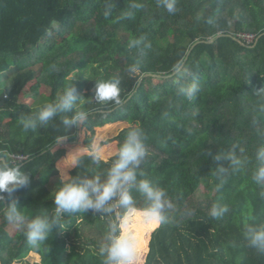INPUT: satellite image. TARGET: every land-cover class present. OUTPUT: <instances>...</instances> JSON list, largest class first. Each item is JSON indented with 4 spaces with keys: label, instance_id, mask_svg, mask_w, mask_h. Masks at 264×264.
<instances>
[{
    "label": "trees",
    "instance_id": "16d2710c",
    "mask_svg": "<svg viewBox=\"0 0 264 264\" xmlns=\"http://www.w3.org/2000/svg\"><path fill=\"white\" fill-rule=\"evenodd\" d=\"M132 3L141 7L124 17ZM159 5L160 0H0V153L13 154L31 178L28 187L3 194V203L18 200L26 219L55 207L61 182L53 185L54 172L68 152L61 143L74 146L80 123L70 130L57 117L25 132L19 117L35 114L65 87L74 83L81 98L76 111L94 121L144 123L150 122L151 102L184 98L179 85L195 82L202 103L185 99L191 112L177 132L160 135L167 149L145 140L147 151L156 154L152 180L176 185L178 192L162 188L173 207L153 233L144 264H264V253L244 237L247 225H264V185L252 179L256 152L264 146V0H176L174 14ZM106 6L111 7L107 18ZM142 35L152 48L133 77L127 67L137 57L128 42ZM177 62L187 69L183 77L172 72ZM146 74L164 77L147 85ZM113 76L121 78V103L96 102L95 80ZM32 83L35 101L29 104ZM131 127L117 136V149ZM151 130L150 125V135ZM233 149L244 161L236 172L223 158ZM115 156L93 162L83 155L71 176L103 175ZM202 187L208 189L205 198L199 196ZM132 195L138 209L147 206L141 193ZM215 202L228 208L219 219L209 214ZM63 218L64 232L54 229L46 245L34 249L22 227L9 224L0 208V264H32L31 254L40 256L41 264H102L99 245L110 218L92 211ZM75 229L79 236L67 255L66 234Z\"/></svg>",
    "mask_w": 264,
    "mask_h": 264
},
{
    "label": "clouds",
    "instance_id": "9594fccd",
    "mask_svg": "<svg viewBox=\"0 0 264 264\" xmlns=\"http://www.w3.org/2000/svg\"><path fill=\"white\" fill-rule=\"evenodd\" d=\"M169 14L177 11L176 0H160V5ZM141 7L138 3L129 5V10L124 17H132L133 11ZM111 14V7L106 6L103 15L107 18ZM122 17V18H124ZM129 49H135L136 60L127 67L130 76L135 77L141 71V61L152 48L147 36H139L128 42ZM172 72L183 77L187 69L181 62H177ZM199 87L195 82L188 85H179V94L188 101L197 98ZM264 92V89L261 90ZM121 78L113 76L109 79L95 80L94 99L98 103H121ZM81 98L78 97L74 83L64 90L50 103H45L35 114L28 113L19 117V124L25 132L34 131L38 127L47 126L55 118L60 117L62 124L67 129L76 128L84 120L85 113L76 111ZM73 113V115H63ZM66 139V138H62ZM146 134L142 127H131L123 143L119 146L115 159L112 160L106 173L103 175H75L62 178L60 186L54 192V205L52 211H45L31 219H26L22 214L19 202L12 199L6 206L3 201L7 193L11 196L17 190L26 188L31 183L30 173L23 169V164L18 162L13 154L0 153V208L6 221L12 225L22 227L27 243L34 249L46 245L53 230L63 233L66 227L65 213H86L92 211L109 217L107 230L103 241L99 245V255L102 264H138L139 253L143 249V242L127 229L134 216L142 218L152 230L167 222L166 210L173 207L166 192L159 187H154L145 177L141 169L148 152L145 144ZM241 151H243L241 149ZM87 154L93 162L100 161V150L95 146L88 149H78L70 153L66 161L71 167L81 165L82 156ZM218 155L216 159H219ZM223 158L230 164L233 172L239 171L244 161L239 158L235 149L223 153ZM257 167L252 176L258 185H264V146L256 152ZM219 172L227 169L219 168ZM133 190L141 193L147 206L138 209L132 195ZM228 208L219 202L212 204L209 214L219 219ZM244 237L248 246L264 253V225H247Z\"/></svg>",
    "mask_w": 264,
    "mask_h": 264
},
{
    "label": "rangeland",
    "instance_id": "374dc122",
    "mask_svg": "<svg viewBox=\"0 0 264 264\" xmlns=\"http://www.w3.org/2000/svg\"><path fill=\"white\" fill-rule=\"evenodd\" d=\"M249 42H252L254 40V37L246 36L245 37ZM145 83L147 85H153L160 81V79L154 75H147L144 76ZM34 83V82H33ZM33 83L28 88V96L25 99V101L29 104H33L35 101V95L31 94L33 92L34 87H31ZM36 89V88H35ZM41 90V89H40ZM35 93V92H33ZM43 94H41L42 96ZM39 98L40 96H36ZM186 98H171L169 96H166L160 100H155L151 102L148 112V120L150 122H120V123H111L107 119H101V120H92L89 116L85 115L84 120L80 122L79 125V131L76 141L73 143L74 146H70L66 143V140L62 142V146L68 150L65 157L60 159L57 162L56 170L54 172V179H53V185L56 186L59 182H61L62 178H69L71 176V172L74 169V167H71V164L69 161H66L65 159L70 153L76 152L78 149H88L90 146H95L100 150V158L108 161L111 157H113L118 149H117V136L121 134L125 129H128L130 126H140L143 128L147 141L154 144L156 147L166 150V147H162L160 145V135L161 133H175L177 132V126L180 125L181 118L187 115L191 112L190 109H187L185 104ZM196 101L201 104L202 99L198 97ZM169 105L172 107L169 108ZM176 111L175 115H172L170 111ZM179 111V112H178ZM150 125L152 126V130L154 131L150 135ZM151 130V131H152ZM148 155L144 161V163L141 165V169L145 173V177L151 183L154 187H161L164 190L176 194L178 192L177 186H173V184L167 185L163 184L161 182H156L152 180V164L154 160L156 159V154L153 152L147 151ZM87 155V154H84ZM53 187V186H52ZM54 188V187H53ZM208 195V189L202 187L199 196L201 198H205ZM77 226V230H78ZM159 228V227H158ZM156 228L155 230H152L149 225L145 224L142 221V218L138 216H134L131 220V222L128 224L127 229L132 232L133 235L137 236L139 240L143 242V249L139 253V262L138 264H144L146 261L147 254L149 252V245L151 242V238L153 233L158 230ZM74 230L70 234H66V238L68 239V246L66 247L65 253L67 255H70L71 252H74V246L70 244L74 239H78L79 233L77 230ZM73 250V251H72ZM28 260L32 264H41V258L40 256L36 254H31L28 258ZM71 264H77V263H71Z\"/></svg>",
    "mask_w": 264,
    "mask_h": 264
},
{
    "label": "water",
    "instance_id": "95a60500",
    "mask_svg": "<svg viewBox=\"0 0 264 264\" xmlns=\"http://www.w3.org/2000/svg\"><path fill=\"white\" fill-rule=\"evenodd\" d=\"M214 40H215V39H213L212 41H210V43H213ZM147 75H154V76H156V77H164V75H162V74H146L145 76H147ZM140 80H142V78H141Z\"/></svg>",
    "mask_w": 264,
    "mask_h": 264
},
{
    "label": "crops",
    "instance_id": "0c3cea01",
    "mask_svg": "<svg viewBox=\"0 0 264 264\" xmlns=\"http://www.w3.org/2000/svg\"><path fill=\"white\" fill-rule=\"evenodd\" d=\"M108 120V119H107ZM109 121V120H108ZM125 122V121H124ZM126 122H129V121H126ZM133 122H135V121H133ZM117 123H120V122H117Z\"/></svg>",
    "mask_w": 264,
    "mask_h": 264
}]
</instances>
